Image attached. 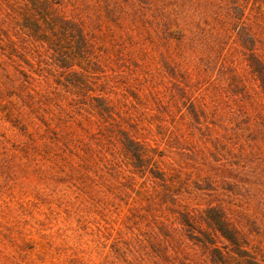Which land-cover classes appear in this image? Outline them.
<instances>
[{
    "label": "trees",
    "instance_id": "trees-1",
    "mask_svg": "<svg viewBox=\"0 0 264 264\" xmlns=\"http://www.w3.org/2000/svg\"><path fill=\"white\" fill-rule=\"evenodd\" d=\"M0 110L128 264H264V0H0Z\"/></svg>",
    "mask_w": 264,
    "mask_h": 264
},
{
    "label": "rangeland",
    "instance_id": "rangeland-1",
    "mask_svg": "<svg viewBox=\"0 0 264 264\" xmlns=\"http://www.w3.org/2000/svg\"><path fill=\"white\" fill-rule=\"evenodd\" d=\"M26 135L0 110V264H128L112 247L127 235L126 206L116 201L85 220L69 214L63 184L23 150Z\"/></svg>",
    "mask_w": 264,
    "mask_h": 264
}]
</instances>
